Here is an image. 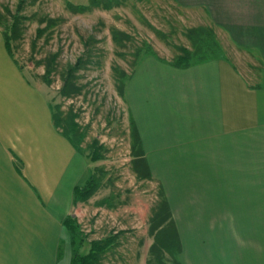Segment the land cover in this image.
<instances>
[{"label":"crops","instance_id":"crops-1","mask_svg":"<svg viewBox=\"0 0 264 264\" xmlns=\"http://www.w3.org/2000/svg\"><path fill=\"white\" fill-rule=\"evenodd\" d=\"M171 1L203 13L256 67L248 76L223 52L187 67L146 55L128 78L130 119L178 241L167 264H264V0ZM89 175L1 40L0 264H59L74 188Z\"/></svg>","mask_w":264,"mask_h":264},{"label":"rangeland","instance_id":"rangeland-1","mask_svg":"<svg viewBox=\"0 0 264 264\" xmlns=\"http://www.w3.org/2000/svg\"><path fill=\"white\" fill-rule=\"evenodd\" d=\"M197 26L209 28L204 14L185 11L171 0H97L94 4L91 0H0V41L4 37L10 41L9 54L54 108L62 115L75 114L79 131L71 134L74 144L86 155L93 149V140L101 148L97 161L87 156L90 172L97 168L98 187L76 204L73 214L87 241L117 235L101 264H148L151 244L164 251L166 260L177 257L175 244H160L149 233L161 191L151 177L138 178L132 168L125 90L148 48L170 61L179 53L177 46L192 48L185 31ZM214 40L220 47L217 54H228L248 76L255 72L248 54L216 36ZM85 41H89V60L75 74L81 90L62 96L61 72L86 52ZM53 54L56 58L47 79L44 72ZM120 73L123 96L116 87ZM73 250L71 241L69 246L63 241L58 263L66 264Z\"/></svg>","mask_w":264,"mask_h":264},{"label":"trees","instance_id":"trees-1","mask_svg":"<svg viewBox=\"0 0 264 264\" xmlns=\"http://www.w3.org/2000/svg\"><path fill=\"white\" fill-rule=\"evenodd\" d=\"M97 0H91V4H94ZM14 30L11 28V32ZM5 34V32H4ZM117 34V33H116ZM6 36V35H5ZM185 36L190 40L192 48L186 46H177L179 53L169 62L176 67H187L197 62H201L212 58L217 54V51L220 49L218 41L214 40L215 34L213 29L206 28L203 26L192 27L186 29ZM6 47H9L10 41L4 37ZM84 45L86 46V52L79 56L75 63H68L64 70L61 72V87L59 89V94L62 96H72L73 94H78L81 90L80 86L75 82L76 72L83 67L85 62L88 59V45L89 41H85ZM10 49V48H9ZM146 54L153 55L158 59L164 60L161 58L154 49L148 48ZM56 55L53 54L47 64L44 72V77L47 78L53 70L52 64L55 62ZM124 75L120 73L118 75L117 90L120 95L124 94V82L121 81ZM48 79V78H47ZM49 81V80H48ZM51 104V103H50ZM52 109V120L53 124L58 130L66 136L73 144V138L71 134H76L79 131V126L75 122V114L70 112L69 115H62L61 112L54 108L51 105ZM130 136H131V154L132 159V168L136 173L138 178H149L150 171L148 165L143 156V151L141 148V141L139 134L135 127L134 122L130 121ZM83 134L78 133V138H82ZM97 144L96 140H93L92 151L87 154L91 161L95 162L100 158L99 152L100 147ZM74 146L81 151L76 143ZM98 174L97 168L90 172L88 180L83 185H78L74 188V204L78 202L86 201L97 189L98 187ZM160 201L158 202L156 208L153 211V214L150 218L149 224V233L153 235L156 242L164 243L170 242L171 245H176V253L179 251L178 241L175 233L174 223L171 219L170 210L167 204V201L163 197V194L160 192ZM64 225L68 229L71 235V245L74 247L72 252V257L70 264H101L102 258L107 250L112 246L117 235H108L107 237L100 239H93L87 241L81 232L80 225L78 224L77 218L73 215H68L64 221ZM87 243V248L85 249L84 245ZM176 258L173 259L175 262ZM164 251L157 245L151 244L149 247V256L147 258L148 264H167Z\"/></svg>","mask_w":264,"mask_h":264}]
</instances>
